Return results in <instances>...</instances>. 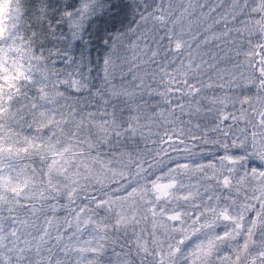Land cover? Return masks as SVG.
Returning <instances> with one entry per match:
<instances>
[{
    "label": "snow or ice",
    "instance_id": "6c2138e0",
    "mask_svg": "<svg viewBox=\"0 0 264 264\" xmlns=\"http://www.w3.org/2000/svg\"><path fill=\"white\" fill-rule=\"evenodd\" d=\"M94 2L0 0V264H264V0Z\"/></svg>",
    "mask_w": 264,
    "mask_h": 264
},
{
    "label": "clouds",
    "instance_id": "9594fccd",
    "mask_svg": "<svg viewBox=\"0 0 264 264\" xmlns=\"http://www.w3.org/2000/svg\"><path fill=\"white\" fill-rule=\"evenodd\" d=\"M149 3L152 0H148ZM159 3V0H156ZM123 9V11H121ZM119 13V15H117ZM140 13H144L147 15L145 11L144 0H95L94 4L91 6V9L88 13V20L93 21V26L91 31H95L97 26L103 29L105 27H113L123 28L125 31L129 29V27L135 28L136 26L133 24V21L139 16ZM85 26L87 27V21L85 22ZM137 32L130 33L128 39L126 40V44L129 43L132 39H135ZM91 48H95L96 51V63L93 65L94 71L91 73V79L89 81L90 85L93 87L99 86L102 82L103 76L101 71V58L103 56V47L97 43H93L89 45ZM129 55H131V49H128ZM124 71H128V65H125ZM131 77L129 76V79ZM115 83H120V77L117 76ZM256 107L264 111V105L257 104ZM254 120L256 121L254 127L259 129V134L264 137V126H262L259 122V116L255 113L252 114ZM253 126H250V131ZM154 159H159V157H153ZM259 162V161H258ZM122 179V178H121ZM112 185H106L104 191L109 190ZM90 191H96L99 194L100 189L97 187H93ZM84 193H81L83 196ZM87 203L86 201H78L77 203ZM211 230V225H209V229ZM200 235L199 232L190 233V236L194 239L196 236ZM87 239V237H85ZM187 243V241H185ZM111 253V249L108 250Z\"/></svg>",
    "mask_w": 264,
    "mask_h": 264
},
{
    "label": "trees",
    "instance_id": "16d2710c",
    "mask_svg": "<svg viewBox=\"0 0 264 264\" xmlns=\"http://www.w3.org/2000/svg\"><path fill=\"white\" fill-rule=\"evenodd\" d=\"M51 2H54V0H51ZM95 63H96V51L94 49V51H93V65H95Z\"/></svg>",
    "mask_w": 264,
    "mask_h": 264
}]
</instances>
